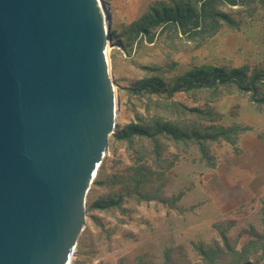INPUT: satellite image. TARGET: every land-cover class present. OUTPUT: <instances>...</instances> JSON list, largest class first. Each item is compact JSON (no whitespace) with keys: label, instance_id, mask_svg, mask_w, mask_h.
Returning a JSON list of instances; mask_svg holds the SVG:
<instances>
[{"label":"rangeland","instance_id":"1","mask_svg":"<svg viewBox=\"0 0 264 264\" xmlns=\"http://www.w3.org/2000/svg\"><path fill=\"white\" fill-rule=\"evenodd\" d=\"M107 1L120 36L110 49L119 115L72 264H264V0L221 7L233 9L234 25L220 20L204 39L158 27L152 40L131 23L170 0ZM208 65L258 73V99L204 86L164 98L186 72ZM139 118L172 119L212 138L161 133L128 144L119 135Z\"/></svg>","mask_w":264,"mask_h":264},{"label":"water","instance_id":"2","mask_svg":"<svg viewBox=\"0 0 264 264\" xmlns=\"http://www.w3.org/2000/svg\"><path fill=\"white\" fill-rule=\"evenodd\" d=\"M107 38L101 0H0V264H72L118 122Z\"/></svg>","mask_w":264,"mask_h":264},{"label":"trees","instance_id":"3","mask_svg":"<svg viewBox=\"0 0 264 264\" xmlns=\"http://www.w3.org/2000/svg\"><path fill=\"white\" fill-rule=\"evenodd\" d=\"M250 0H170L157 1L150 8V15L142 17L132 22V27L135 30L143 31L152 40L155 33L153 28L162 27L161 32L165 28H173L175 31L180 29L183 33L189 32L191 37L198 35L199 39H204L206 36L215 34L220 28V20L230 25H234L233 17L230 10H225L221 7L234 6L238 4H248ZM233 8V7H231ZM112 35L115 38L120 36L116 31L112 30ZM247 66L243 67H226L217 65L197 66L193 71L186 72L180 77V81H175L169 96L164 97L170 99L172 92L178 89L188 90L193 87L204 86L214 91L215 94L224 90L226 93H231L235 89L240 92L251 93V97L258 99L256 94L258 90L256 75H248L246 72ZM156 83L159 86L163 85V81L157 78ZM264 83V79H263ZM172 107L180 105L189 112L203 111L198 107H188L174 100H169ZM152 121V122H151ZM151 122V123H150ZM176 121L172 119L154 118L146 121L141 118L138 122H131L126 126L119 137L125 138L127 143L132 144L135 141H141V138H149L154 142L157 141V136L165 133L171 139L179 140L180 136H185V139L191 137L195 140L202 141L203 139L212 138L210 132L194 130L192 135L189 132L175 126ZM186 126V125H185ZM189 126V125H187ZM224 131L227 132L226 129ZM225 132V133H226ZM225 133H220L225 135ZM226 136H228L226 134ZM214 138V137H213Z\"/></svg>","mask_w":264,"mask_h":264},{"label":"bare ground","instance_id":"4","mask_svg":"<svg viewBox=\"0 0 264 264\" xmlns=\"http://www.w3.org/2000/svg\"><path fill=\"white\" fill-rule=\"evenodd\" d=\"M101 6H102V22H103L104 30L108 34V38H107L108 41H109L108 42V53L110 54V49H113L114 47H117V44L119 42H118V40H116L114 38V36L110 32V31H112V29H111L110 18H109L110 6H109L108 1L107 0H101ZM114 88H115L116 96L118 98L117 89H116V85L115 84H114Z\"/></svg>","mask_w":264,"mask_h":264}]
</instances>
